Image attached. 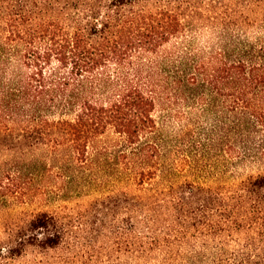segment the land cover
Masks as SVG:
<instances>
[{"label":"trees","instance_id":"obj_1","mask_svg":"<svg viewBox=\"0 0 264 264\" xmlns=\"http://www.w3.org/2000/svg\"><path fill=\"white\" fill-rule=\"evenodd\" d=\"M189 91L221 98L235 162L264 158V0H0V264H264V174L226 196L164 173L157 100ZM105 139L138 167L114 223L81 237L29 211L57 158L83 165Z\"/></svg>","mask_w":264,"mask_h":264},{"label":"rangeland","instance_id":"obj_2","mask_svg":"<svg viewBox=\"0 0 264 264\" xmlns=\"http://www.w3.org/2000/svg\"><path fill=\"white\" fill-rule=\"evenodd\" d=\"M261 30L257 25L247 27L248 36L243 38L255 44ZM217 42L216 39V46L221 48L228 41L221 45ZM157 102L155 114L159 130L153 139L164 147L160 161L165 174L176 163L183 181L216 185L226 196L233 189L234 173L241 178L264 174V158L260 154L254 160L235 162L229 153L228 133L221 129L224 111L221 98L214 108L197 91L176 97L165 93ZM91 153L83 165L74 166L69 153L57 158L55 166L60 169H53L52 186L45 185L50 176L46 171L45 178L40 179V188L36 186L35 202L28 206L29 211H59L69 217L76 229L74 235L81 237L92 236L93 230L102 224L100 219L114 223L119 211L112 210L114 206L109 197L121 190L133 192L135 189L129 180L138 169L133 147L116 139H105ZM127 155L130 157L126 163ZM86 250L96 253L98 248ZM261 252L262 249L256 248L255 254L261 255Z\"/></svg>","mask_w":264,"mask_h":264}]
</instances>
